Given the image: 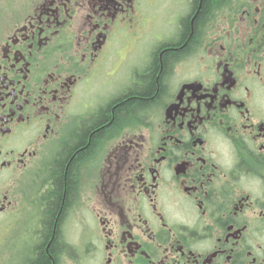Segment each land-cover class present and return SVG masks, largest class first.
I'll list each match as a JSON object with an SVG mask.
<instances>
[{
	"label": "flooded vegetation",
	"instance_id": "af4514ba",
	"mask_svg": "<svg viewBox=\"0 0 264 264\" xmlns=\"http://www.w3.org/2000/svg\"><path fill=\"white\" fill-rule=\"evenodd\" d=\"M164 1L165 36L119 82L108 59L157 0H29L0 24V217L8 234L23 220L19 264L43 245L50 264H264V0L212 4L154 100L77 163L48 251L57 162L194 33L203 0Z\"/></svg>",
	"mask_w": 264,
	"mask_h": 264
},
{
	"label": "trees",
	"instance_id": "16d2710c",
	"mask_svg": "<svg viewBox=\"0 0 264 264\" xmlns=\"http://www.w3.org/2000/svg\"><path fill=\"white\" fill-rule=\"evenodd\" d=\"M215 1L218 0H203L196 19L194 20L195 29L191 38L188 36L190 35V23L187 20L188 22H186L187 24L184 26L185 33L183 38L187 39L188 43L182 49L177 50L176 48H173L174 50L168 51L162 55V60L164 62L163 70L161 71L159 57L156 56L153 67L148 71L149 74L145 79L144 85L138 89L135 88L130 92L132 93L130 95L131 99L115 108V110L109 107L107 111L101 113L96 118V120L94 119V124L99 125L101 129L96 132L90 129L81 131L75 138V142L81 146V150L74 155V148L70 147L65 151L63 159H60L57 162L55 168V183L57 188L55 189L53 196L49 201V211H47L48 213L46 215L45 221V238L47 241L52 239L53 230L56 229L55 237L50 243L48 249L52 255L56 254V249L58 248L57 237L59 234L60 222L67 208L69 200L74 194L75 185L72 175L75 171L77 163L83 160L88 155V153L93 150L96 144L102 142L104 137L111 135L115 129H118L125 124L131 123L135 119V116H137L138 110L148 106L150 102L154 100L153 97L157 92L156 83H160L162 90L163 78L165 77L168 66L194 43L199 24L202 22L203 17L209 12L212 4ZM92 131L93 134L89 143V133H92ZM65 177H67V186H65ZM60 212L61 214L59 221L57 223V227H55L54 224ZM44 249L45 248L43 245L40 250V254L38 255V261L42 264H50V258L47 256Z\"/></svg>",
	"mask_w": 264,
	"mask_h": 264
},
{
	"label": "rangeland",
	"instance_id": "374dc122",
	"mask_svg": "<svg viewBox=\"0 0 264 264\" xmlns=\"http://www.w3.org/2000/svg\"><path fill=\"white\" fill-rule=\"evenodd\" d=\"M28 2L29 0H0V24L16 22L17 19L21 18L25 10L23 8L28 6ZM166 5L167 3L164 0H157L155 4L149 3L146 5L142 17L136 23V33L140 35L136 38H139L140 42H133V44L131 42L124 45L119 51L117 49L116 55L109 57V61L107 60L111 69L109 75L120 71L119 77L118 74L116 75L115 80L117 82L124 81L129 75L131 77L134 67L136 68L139 65L143 54H148L151 44L165 36L167 28L165 24L166 11L164 9H166ZM160 12L162 13L161 16ZM144 19L148 21L144 22ZM140 28L143 29V33L149 29L142 38L143 34L139 32ZM137 55L138 57L135 59ZM10 219L6 216L0 217V264L21 263L22 256L19 250L22 248L24 237H22L21 228H18V226H23V220H19L15 230L8 234Z\"/></svg>",
	"mask_w": 264,
	"mask_h": 264
}]
</instances>
